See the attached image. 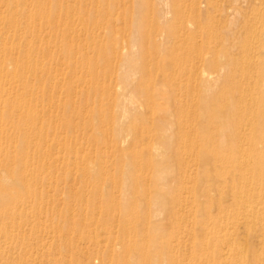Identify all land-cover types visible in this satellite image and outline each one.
Listing matches in <instances>:
<instances>
[{
	"label": "rangeland",
	"instance_id": "rangeland-1",
	"mask_svg": "<svg viewBox=\"0 0 264 264\" xmlns=\"http://www.w3.org/2000/svg\"><path fill=\"white\" fill-rule=\"evenodd\" d=\"M231 2L0 0V264H264Z\"/></svg>",
	"mask_w": 264,
	"mask_h": 264
},
{
	"label": "bare ground",
	"instance_id": "bare-ground-1",
	"mask_svg": "<svg viewBox=\"0 0 264 264\" xmlns=\"http://www.w3.org/2000/svg\"><path fill=\"white\" fill-rule=\"evenodd\" d=\"M185 2H189V0H180V4ZM230 9L233 10L232 12H234L233 14L234 17L237 18V16L239 15L240 18L238 20V24H236V21L234 22L233 29L224 39L225 42L227 43V46L224 47L226 54L228 56H231L234 51L243 49L242 51L244 53L243 57L245 58H247V55L249 53H252L254 56H258V57L262 56L264 53V0H232ZM216 41H217L216 42L217 45H221L219 39H216ZM258 70H259V75H262L261 68H258ZM239 93L238 95H240ZM232 106H233L232 102L230 103L229 101H227L226 105L224 106V111L222 112V115L225 118H228V114H229L228 112L232 109ZM249 147L253 149L255 145L252 144ZM251 172L253 174L254 182L264 180L263 170L252 169ZM192 193L195 194L196 191L192 190ZM246 242L247 239L245 240V243ZM138 245L139 244L137 243L136 246ZM244 254H246V252ZM242 260L243 258L240 261L242 262ZM246 262L248 263V260L247 261L245 260V263ZM146 263L159 264L157 263V261H153L152 258L147 259Z\"/></svg>",
	"mask_w": 264,
	"mask_h": 264
}]
</instances>
